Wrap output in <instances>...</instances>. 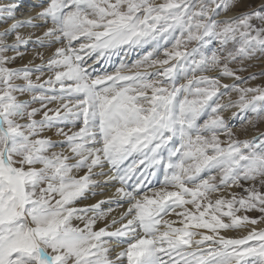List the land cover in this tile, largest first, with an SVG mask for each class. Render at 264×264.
<instances>
[{
    "label": "snow or ice",
    "instance_id": "obj_1",
    "mask_svg": "<svg viewBox=\"0 0 264 264\" xmlns=\"http://www.w3.org/2000/svg\"><path fill=\"white\" fill-rule=\"evenodd\" d=\"M20 6L0 0V264H264V71L243 76L264 0Z\"/></svg>",
    "mask_w": 264,
    "mask_h": 264
},
{
    "label": "bare ground",
    "instance_id": "obj_2",
    "mask_svg": "<svg viewBox=\"0 0 264 264\" xmlns=\"http://www.w3.org/2000/svg\"><path fill=\"white\" fill-rule=\"evenodd\" d=\"M17 2H20V4L19 5H21L20 6V8H19V12H22V14L21 15H18V14H16V16L17 17H21V16H23V17H25V18H23V19H19V20H25V19H27L29 16H35V11H38L39 10V8L37 7V8H35V10H33V8H34V6L35 5H39V4H41V3H43L44 2V0H16ZM252 2H253V5L254 6H258L261 2H262V0H252ZM241 10V9H240ZM18 13V12H17ZM234 14V12H231V13H229L228 15L229 16H231V15H233ZM19 17V18H20ZM9 24L10 23H12V21H9L8 22ZM37 23H40L39 21H37ZM8 26V24H4V23H2V22H0V31H2L5 27H7ZM25 29V28H24ZM33 30V29H32ZM36 31V30H35ZM36 33L38 34H40V31L39 30H37L36 31ZM32 47H33V45L31 44V42L29 43V45L25 48V47H22L21 48V51H27V52H29V55H26L24 58H23V60H21V59H17V61L14 63V64H12V65H10L11 67H21V66H23V64H26V63H28V61L31 59V51H32ZM9 55H12V53H9ZM48 54L45 52V57L47 56ZM131 58H135V56L133 55V57H131ZM35 63L36 64H39V63H41L39 60H36L35 61ZM46 78V77H45ZM33 79H35V77H33ZM225 83V82H224ZM226 83H228V81L226 82ZM233 98H235V95H233ZM225 100H226V98H225ZM233 111V110H232ZM225 116H226V118H230L231 117V111H229L228 113H225ZM233 123H235V124H237V126L239 125V121L237 120V121H232ZM258 126V125H257ZM254 133L253 132H249V136H251V135H253ZM46 135H49V136H51L49 133H46ZM243 137V134L241 133V138ZM52 138H55V137H52ZM56 139H58V138H55L54 140H56ZM57 150H59V149H57ZM111 191H114V189H112ZM111 191H106L105 192V194L104 195H98V196H96V197H94V198H92L90 201H88L87 203H95L97 200H101V199H106L109 195H111ZM118 211L119 210H117V212H113V215H117L118 214ZM255 215H258L257 213H254Z\"/></svg>",
    "mask_w": 264,
    "mask_h": 264
},
{
    "label": "rangeland",
    "instance_id": "obj_3",
    "mask_svg": "<svg viewBox=\"0 0 264 264\" xmlns=\"http://www.w3.org/2000/svg\"><path fill=\"white\" fill-rule=\"evenodd\" d=\"M17 2V1H16ZM18 4H20V2H17ZM242 10V9H241ZM236 11H240V9H236ZM231 13V12H230ZM18 15H21L22 12H19L17 13ZM229 14V13H228ZM20 17V16H19ZM17 17V19H23L25 17L21 16L20 18ZM22 34L24 35H27L29 32L31 31H35V30H32V29H28V28H25V29H21L20 30ZM37 31V30H36ZM37 34V33H36ZM39 35V33L37 34ZM12 39L13 38H9V43L12 42ZM46 53L49 55V52L46 51ZM47 57V56H46ZM247 64H250L251 67L248 68V70L246 72L243 73V76L245 77H248L250 75H253V74H259L261 71H264V60H252V61H248ZM216 73H211V75H215ZM228 81V83H231L232 81L231 80H228V79H225L223 80L222 82L226 83ZM257 84H264V77H261L257 80H254V81H251V83L248 85V86H255ZM28 97H22V99H27ZM235 99V98H233ZM227 100V98H226ZM38 106V105H37ZM232 111V110H230ZM234 111V109H233ZM259 128L260 131H264V122H260L257 126ZM52 137H55L57 138L53 133H49ZM55 138H52L53 140ZM243 138V137H242ZM233 191H239V189H233ZM249 215H252V216H255L254 212L253 213H249Z\"/></svg>",
    "mask_w": 264,
    "mask_h": 264
}]
</instances>
